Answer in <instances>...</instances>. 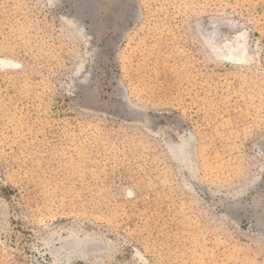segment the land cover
<instances>
[{"label":"rangeland","instance_id":"obj_1","mask_svg":"<svg viewBox=\"0 0 264 264\" xmlns=\"http://www.w3.org/2000/svg\"><path fill=\"white\" fill-rule=\"evenodd\" d=\"M0 264H264V0H0Z\"/></svg>","mask_w":264,"mask_h":264}]
</instances>
